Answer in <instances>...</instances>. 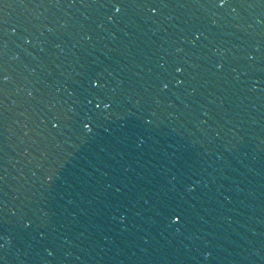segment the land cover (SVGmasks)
<instances>
[{"label": "water", "instance_id": "1", "mask_svg": "<svg viewBox=\"0 0 264 264\" xmlns=\"http://www.w3.org/2000/svg\"><path fill=\"white\" fill-rule=\"evenodd\" d=\"M0 264H264V0H0Z\"/></svg>", "mask_w": 264, "mask_h": 264}]
</instances>
